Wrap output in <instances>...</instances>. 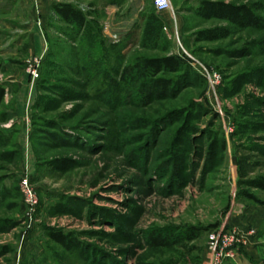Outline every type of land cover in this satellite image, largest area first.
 <instances>
[{"label":"rangeland","instance_id":"1","mask_svg":"<svg viewBox=\"0 0 264 264\" xmlns=\"http://www.w3.org/2000/svg\"><path fill=\"white\" fill-rule=\"evenodd\" d=\"M201 1L171 0L147 37L155 0H139L129 24L107 26L105 10L102 41L82 48L35 0H0V85L11 98L0 106V264H201L209 235L258 205L246 193L264 201L248 186L264 178V0H223L252 6L258 26L203 19ZM73 3L89 13L103 2ZM206 29L226 33L198 40ZM167 56L182 62L158 76L178 86L167 96L140 68L123 73ZM191 227L204 231L190 253L146 244Z\"/></svg>","mask_w":264,"mask_h":264},{"label":"trees","instance_id":"2","mask_svg":"<svg viewBox=\"0 0 264 264\" xmlns=\"http://www.w3.org/2000/svg\"><path fill=\"white\" fill-rule=\"evenodd\" d=\"M115 0H105L103 2V6L101 8H97L95 4H91L92 10L89 13H86L80 6L72 3V2H62L57 3L52 6V15L57 16L60 22L68 24L75 36L80 39L83 45L95 44L98 41H102L99 35L101 34V21H99V17L102 18V12L105 11L104 7ZM148 16L147 27L144 33L147 36L153 35L155 32V25L157 24V18L160 19L161 16L157 13ZM196 14L206 20L217 19L228 21L233 24L239 26H245L246 24H251L254 26H258L261 22L260 18L255 14L254 8L247 4H237L231 3L223 0H202L200 6L196 9ZM90 16L93 17L90 18ZM161 20V19H160ZM159 21V20H158ZM226 32L224 29H206L198 32V40L204 41H216L222 37ZM49 57L52 56V52H50ZM51 61L48 60V65ZM53 64V63H50ZM182 65V62L174 56H167L163 58L156 59H145L141 60L136 67H127L124 69L125 74L132 72V70H137L140 68V78L147 79L149 76H152L155 79L154 86L158 91V97H164L169 95V93L177 88L172 86V82L169 79H165L162 77H158L161 72H177ZM132 69V70H131ZM6 87L4 85H0V106L4 103L6 97ZM42 102V103H41ZM46 101H38L36 104L37 109L45 110ZM8 114V112H7ZM5 117L2 114L0 120ZM5 157V156H4ZM9 160L8 158H6ZM68 163L61 164L59 166L60 169L66 170ZM248 186L251 188H259L264 190V178L258 181H252L248 183ZM248 197L253 203L264 205V201L257 198L255 195L251 193H246L245 195ZM11 225L10 222L6 223V226ZM204 229L200 227H191L185 232L179 233H160V232H151L149 233L146 244L149 247L154 249H164V248H173L174 246L181 245L183 249H185V254L190 253L194 248L189 247L191 242H194L199 237H201ZM54 240L63 246H69V242L67 241L65 235L62 233H55L52 235ZM138 264H149L144 262H139Z\"/></svg>","mask_w":264,"mask_h":264},{"label":"crops","instance_id":"3","mask_svg":"<svg viewBox=\"0 0 264 264\" xmlns=\"http://www.w3.org/2000/svg\"><path fill=\"white\" fill-rule=\"evenodd\" d=\"M35 1L37 8L46 10V14H52V6L54 4L74 2V0ZM98 1L104 2L105 0ZM104 9L108 14L106 19L107 26L115 24H117L115 26H118L123 20H126L129 24L130 21L135 19V12L140 9L139 0H115L114 2L105 5ZM168 12L169 11L162 12L160 13V16L165 17ZM39 39V35L34 37V40L36 41ZM7 90L9 91V89ZM8 97L10 98L9 92H7V98ZM226 226L236 228L243 235H246L247 240V244L239 249L236 259L229 261L226 264H264V205H249L240 208L239 211L235 210L227 220ZM252 230L255 231V234L251 233Z\"/></svg>","mask_w":264,"mask_h":264},{"label":"built area","instance_id":"4","mask_svg":"<svg viewBox=\"0 0 264 264\" xmlns=\"http://www.w3.org/2000/svg\"><path fill=\"white\" fill-rule=\"evenodd\" d=\"M155 8L159 13L170 11L171 0H155ZM34 77L39 75L38 69L33 67L30 71ZM220 75L214 74L213 80L217 83ZM21 188L26 195L27 203L35 207L38 199L28 177L21 180ZM255 234V231H251ZM206 257L201 264H225L227 260L235 259L239 249L247 244L246 235H243L234 227H223L209 235Z\"/></svg>","mask_w":264,"mask_h":264}]
</instances>
